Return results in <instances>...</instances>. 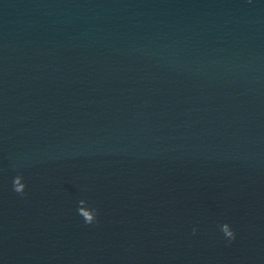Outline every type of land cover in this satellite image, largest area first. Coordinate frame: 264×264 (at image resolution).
<instances>
[{"label": "water", "instance_id": "95a60500", "mask_svg": "<svg viewBox=\"0 0 264 264\" xmlns=\"http://www.w3.org/2000/svg\"><path fill=\"white\" fill-rule=\"evenodd\" d=\"M0 264H264V0H0Z\"/></svg>", "mask_w": 264, "mask_h": 264}]
</instances>
